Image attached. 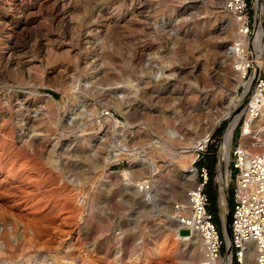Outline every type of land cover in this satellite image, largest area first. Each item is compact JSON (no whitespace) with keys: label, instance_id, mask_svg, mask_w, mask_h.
Returning <instances> with one entry per match:
<instances>
[{"label":"rangeland","instance_id":"374dc122","mask_svg":"<svg viewBox=\"0 0 264 264\" xmlns=\"http://www.w3.org/2000/svg\"><path fill=\"white\" fill-rule=\"evenodd\" d=\"M228 1L0 0V264H197V240L184 243L172 231L174 207L196 181L176 153L233 93L232 56L238 47L246 53L248 39L237 42ZM246 2L248 50L261 28L264 72V0ZM246 86L208 139L207 162L196 163H215L222 257L232 184L216 172H225L220 144L236 116L233 146L240 144ZM121 92L124 113L114 108ZM79 106L87 116H74ZM109 117L130 127L128 145L143 146L137 158L104 166L108 143L98 140L111 134Z\"/></svg>","mask_w":264,"mask_h":264},{"label":"built area","instance_id":"2783aa9c","mask_svg":"<svg viewBox=\"0 0 264 264\" xmlns=\"http://www.w3.org/2000/svg\"><path fill=\"white\" fill-rule=\"evenodd\" d=\"M247 7L246 0H229L227 3V10L237 20L239 33L248 39L243 59L238 47L237 56L240 57V62L235 64V71L249 87L246 115L254 120L259 116L260 110H264V72L256 62L252 51L248 50L252 25ZM254 98L257 103L252 101ZM245 119L246 117L242 122L240 135L243 134ZM248 123L252 124L251 121ZM233 137L229 161L225 169L229 173L226 188L232 184L228 253L222 257L225 241L214 223L213 215L208 210L210 206L207 194L208 169L206 166L196 167V163L204 158L208 142L195 150V159L191 168L193 171L189 172L195 175V184L187 190L185 200L174 207L175 220L181 227L178 233L180 234L181 230H188L190 235L193 232L199 237L205 264H226L228 255L230 264H250L247 261L252 252V264H264V153L248 155L239 146H233ZM145 188H148V184H145Z\"/></svg>","mask_w":264,"mask_h":264},{"label":"bare ground","instance_id":"6f19581e","mask_svg":"<svg viewBox=\"0 0 264 264\" xmlns=\"http://www.w3.org/2000/svg\"><path fill=\"white\" fill-rule=\"evenodd\" d=\"M224 4H226V3H224ZM235 23L238 26L236 18H235ZM256 28H258V27H256ZM255 34H256V37H255V42L253 45L255 51H253V54L255 56L256 62L260 66L261 65V56L260 55H261V50H262V45H261V43H262V31H261V28H258L256 30ZM235 38L237 39V42L241 43V46H242V44L245 45V43L247 41L246 38L244 36H242L241 34L236 35ZM241 53H242L241 58L243 59L245 54H246L244 49L243 50L241 49ZM237 54H238V51L235 52V54L232 56L235 63L240 62V57H238ZM140 59H141V57H140ZM243 64H244V62H243ZM161 69H162L161 67H158L156 69V71H153V75H152V72H150V74L152 75L151 78L153 80L156 81L159 78H161V76H162V70ZM151 70H152V68H150V71ZM232 76L235 80V85L233 86V93L230 95V99L227 102L228 104L224 108H222L221 112L217 116L212 117L208 121V124L206 125L208 128L204 132H202L201 134H197L196 136H193V138H191V140L188 143L182 144V146H180L178 148V151L176 153V157H178L181 160V164H184L185 161H189L190 163H189L188 168H190L194 162L195 150L198 149V147L200 145H204L205 143H207V141L210 138L214 128L221 121L230 118L232 108L234 107L235 102L238 99L237 98L238 97L237 88H238V86H240L242 84V82H244V81H242L241 75L239 73L233 72ZM245 89H246V91H245V95H246V93L249 89L248 85L246 86ZM252 101L256 102L255 98ZM114 108L118 109L119 111H121L123 113L126 112V110L129 108V104L126 101L125 92H121V94L116 98V102L114 103ZM76 111H78V112H76V114L74 115L75 117H84V116L88 115L86 113L87 112L86 109H84L83 106H79L78 110H76ZM244 112H246V114H247V107H245ZM72 114H73V111L70 112L69 117L67 118L68 124L72 123L73 120L76 119L75 117L72 116ZM239 118H240L239 116H236L235 118H233L229 122V124L225 130V133L223 136L222 146L220 148L221 158H220V162H219V166H218L219 169L222 168L221 167L222 164H224L223 166L226 169L227 163L229 161V151H230V147H231V139H232L233 133L235 131V128H237ZM107 121L109 123L111 134H109V131H107V133L105 135L104 134L101 135V137L98 140L99 144L106 141V139H107V143H108V145L103 147L104 153L101 157L104 166H108L112 163L121 161L122 159H128L130 157H136L137 158V156L142 152L143 146L138 147V146L128 145L127 138L129 136L127 135L126 129H129L130 127H127L128 125L126 126L125 124L120 125L118 120L112 119L111 117L107 118ZM249 121H251L252 124L248 123ZM242 129H243V134L241 135L239 148L243 149L248 155H256V154L264 153V110H260L259 116L254 120L249 119V117L247 115L245 125L242 127ZM171 136L173 137V133L171 134ZM175 139H177V138H175ZM168 152H170V150L167 151V154H168ZM49 161H52L51 157H49ZM52 163H55V162L52 161ZM153 163H154L153 161H150L148 159L149 168L151 170H152ZM188 168H186V169H188ZM186 169L182 171L183 174L188 173ZM122 175L125 178H127L130 175V171L124 170L122 172ZM228 175H229V173L226 170L223 173L219 171L217 174L219 181L222 182L224 187L227 186ZM187 177L189 179H192L193 181L195 180V175L193 173H190V175H188ZM184 199H185V196H183V201H184ZM220 204L223 207V217H224V213L226 211V208L224 207L225 201H224L223 196H221ZM173 213H174V219H175L176 212L174 211ZM175 225L176 226H175V228H173L172 231L175 233V235L182 242L186 243V242L190 241L191 239L197 240V242H198L197 246L199 248V251L201 250V254H199V256H198V254L196 255L194 253L193 260L195 262L197 261V264H205V262L203 260V256H202V245H201V241H200L199 237L193 232L191 235L181 237L178 234V231L181 227L177 221L175 222ZM225 233H226V228H225ZM227 243L229 245L228 240H227ZM252 257H253V252L250 253V256H248L247 262H250V264H252V261H251ZM220 262H221V260H220ZM225 263L230 264L229 255L227 256ZM247 264H249V263H247Z\"/></svg>","mask_w":264,"mask_h":264},{"label":"trees","instance_id":"16d2710c","mask_svg":"<svg viewBox=\"0 0 264 264\" xmlns=\"http://www.w3.org/2000/svg\"><path fill=\"white\" fill-rule=\"evenodd\" d=\"M203 159H204V163L207 162V161H205L206 155H204V158ZM208 162H210V166L207 167L208 173H209V181H208V184H207V194H208V197H209V202L212 203V207L209 206V209L208 210L213 215L214 223L217 226V228H218V230L220 232V235H221L219 217L212 212L213 206H216L217 196H216V193L215 192H214V194L212 196H211V193H210L211 192V187L210 186L213 183V175H214L215 163H214V161H208ZM231 211H232V199H231L230 214H229L230 219H231ZM221 237H222V235H221Z\"/></svg>","mask_w":264,"mask_h":264},{"label":"water","instance_id":"95a60500","mask_svg":"<svg viewBox=\"0 0 264 264\" xmlns=\"http://www.w3.org/2000/svg\"><path fill=\"white\" fill-rule=\"evenodd\" d=\"M224 237L226 238V240L229 241V239H230V229H229V227L228 228L226 227V233H224ZM228 251H229V247H228Z\"/></svg>","mask_w":264,"mask_h":264}]
</instances>
